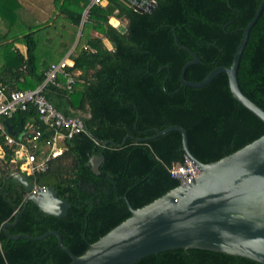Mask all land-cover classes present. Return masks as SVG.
<instances>
[{"label": "trees", "instance_id": "1", "mask_svg": "<svg viewBox=\"0 0 264 264\" xmlns=\"http://www.w3.org/2000/svg\"><path fill=\"white\" fill-rule=\"evenodd\" d=\"M106 1L90 7L79 31L87 0H37L45 9L39 22L21 16L22 11L32 16L33 9L19 0H0L5 26L0 28V85L7 93L35 88L49 65L69 53L71 64L64 70L74 82L67 87L66 76L59 74L41 93L63 116L79 117L84 127L58 144L61 152L50 155L44 169L27 175L36 186L55 188L70 204L66 216L43 213L28 201L6 229L32 236L55 230L75 255L130 215L124 197L138 208L180 184L170 173L185 161L178 131L141 142L131 137L122 142L124 136L146 137L179 125L192 155L209 163L264 134V123L232 97L225 73L203 87L181 86V69L191 56L174 38L198 56L184 77L199 81L217 66H230L241 29L261 0H152L155 7L144 12L134 10L128 0ZM111 16L126 21L125 32L109 23ZM16 41L24 44L25 53L14 47ZM237 81L264 110V6L242 50ZM3 120L16 140H24L30 129L39 131L38 156L54 134L32 105ZM105 140L118 145L103 146ZM0 144L5 167L0 171V264H68L70 256L54 236L14 240L2 230V223L14 221L28 193L22 184L3 178L17 146L2 137ZM96 155L104 158L98 173L88 163ZM133 264L261 263L213 250L176 248Z\"/></svg>", "mask_w": 264, "mask_h": 264}, {"label": "water", "instance_id": "2", "mask_svg": "<svg viewBox=\"0 0 264 264\" xmlns=\"http://www.w3.org/2000/svg\"><path fill=\"white\" fill-rule=\"evenodd\" d=\"M128 1L138 12L152 11L155 7L152 0ZM263 6L264 0H261L253 17L241 29L242 36L230 66H217L199 81L186 80L184 77L187 67L199 62L198 56L187 46L180 45L175 36L174 38L176 44L191 56L182 66L181 86L203 87L218 74L225 73L232 97L264 123V110L241 91L237 81V68L242 50ZM110 24L121 33L126 31L125 24L119 21L116 25L111 22ZM103 42L108 48L113 46L106 40ZM164 82L165 79L163 87ZM4 124L7 131L13 133L6 120ZM170 131H178L181 134L185 157L200 173L189 182L180 183L138 208H133L124 197L130 215L90 243L82 254L75 255L63 244L61 235L55 230L45 231L38 236L11 234L7 231L6 227L16 223L28 201L33 202L41 212L56 217L66 216L70 207L66 200L58 197L57 191L51 186H45L36 193H29L34 184L28 180L27 174L17 169V162L8 165L10 170L3 174V178H11L15 183L22 184L28 194L21 210L16 211L14 221L2 223V230L14 240H40L48 235L54 236L59 247L70 256L68 264H133L148 255L176 248L213 250L264 264V134L209 163H203L192 155L187 134L179 125H169L146 137L126 135L122 142L128 137L138 142L147 141ZM108 143L118 145L110 140L103 141L102 145ZM103 159L102 155L89 159L88 163L94 173H98ZM4 168L0 159V171Z\"/></svg>", "mask_w": 264, "mask_h": 264}, {"label": "built area", "instance_id": "3", "mask_svg": "<svg viewBox=\"0 0 264 264\" xmlns=\"http://www.w3.org/2000/svg\"><path fill=\"white\" fill-rule=\"evenodd\" d=\"M104 1L105 0H87L82 11L79 29L87 22L90 7L96 4H103ZM69 64H71L69 53L60 60L51 63L45 72L44 81L35 88L13 90L7 93L5 87L0 85V137H2L7 144H15L17 146L14 150L13 161H16L19 170L27 175L37 170L44 169L45 160L50 155L55 156L61 152V148L58 144L64 138H70L75 133H79L84 129L82 120L79 117L63 116L59 111L53 108L41 93L43 86L47 82L54 83L59 74L66 76L67 87L71 86L74 82L73 76L66 74L64 70ZM30 105L35 107L42 121L54 130L52 139L45 142V147L50 148L51 151L47 153L46 148H42L41 156L43 155V158L41 160H39V156L35 153L37 140L40 137V133L37 129H31L28 133L31 136L27 140H16L8 133L5 124L2 122L3 119L10 117L15 111L26 110ZM3 155L4 150L0 144V159L3 158ZM170 173L172 176L178 178L180 183H187L196 177L200 171L185 157L184 163L173 166L170 169ZM44 187L45 186L34 185L29 193H36L38 190H43Z\"/></svg>", "mask_w": 264, "mask_h": 264}, {"label": "crops", "instance_id": "4", "mask_svg": "<svg viewBox=\"0 0 264 264\" xmlns=\"http://www.w3.org/2000/svg\"><path fill=\"white\" fill-rule=\"evenodd\" d=\"M21 3H23L24 5H27L28 7H30V8H32L33 9V16H31V14L30 13H28V12H26L25 10V12H21V16L23 17V18H26L28 21H32L33 19L32 18H35V21H40V19H41V17H42V15H43V13H45V9L41 6V4H37L38 2H37V0H19ZM106 0L103 2V5L104 4H106ZM111 18H115V19H117L116 17H114V16H111V17H109V22H111L110 20H111ZM38 19V20H37ZM118 20V19H117ZM38 21V22H39ZM119 21V20H118ZM4 29V28H3ZM91 33L92 34H97V32H95V31H91ZM107 41V43H109L108 42V40L106 39V38H104L103 39V41ZM14 47L15 48H17L21 53H25V51H26V48H25V46H24V44H22V43H20V42H15L14 43ZM4 121L5 120H2V122L4 123ZM31 131V129L28 131V133ZM9 133V132H8ZM27 133V135L25 136L26 138H25V140H27L28 138H29V136L28 135H30V134H28ZM10 134V133H9ZM14 159V158H13ZM13 159H12V162L11 163H14V162H16V161H13Z\"/></svg>", "mask_w": 264, "mask_h": 264}, {"label": "rangeland", "instance_id": "5", "mask_svg": "<svg viewBox=\"0 0 264 264\" xmlns=\"http://www.w3.org/2000/svg\"><path fill=\"white\" fill-rule=\"evenodd\" d=\"M46 12H48V11H46ZM33 16V15H32ZM41 20H43V17L41 18ZM119 20V19H118ZM110 23V22H109ZM119 23H123V24H125L126 23V21L125 20H119ZM5 26H4V24H3V21L0 19V28H4ZM79 31H80V29H79ZM79 33V32H78ZM109 48H111V46H109ZM57 146V145H56ZM46 148V147H45ZM46 151H47V153L48 152H50L51 151V149L50 148H46ZM43 158V155L42 156H39V160H41Z\"/></svg>", "mask_w": 264, "mask_h": 264}, {"label": "bare ground", "instance_id": "6", "mask_svg": "<svg viewBox=\"0 0 264 264\" xmlns=\"http://www.w3.org/2000/svg\"><path fill=\"white\" fill-rule=\"evenodd\" d=\"M110 21H111V23L114 24V25H116V24L118 23V20L115 19V18H111Z\"/></svg>", "mask_w": 264, "mask_h": 264}, {"label": "flooded vegetation", "instance_id": "7", "mask_svg": "<svg viewBox=\"0 0 264 264\" xmlns=\"http://www.w3.org/2000/svg\"><path fill=\"white\" fill-rule=\"evenodd\" d=\"M108 42L110 43V45H112L111 42H110L109 40H108ZM106 46H107V45H106Z\"/></svg>", "mask_w": 264, "mask_h": 264}]
</instances>
